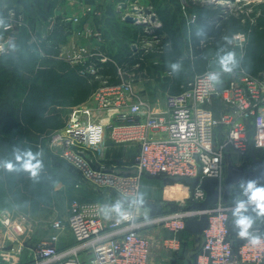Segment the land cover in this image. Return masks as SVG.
<instances>
[{"label": "built area", "instance_id": "2783aa9c", "mask_svg": "<svg viewBox=\"0 0 264 264\" xmlns=\"http://www.w3.org/2000/svg\"><path fill=\"white\" fill-rule=\"evenodd\" d=\"M138 1L132 6L135 8L122 15V19L130 16L136 20L135 25L144 26L150 35L144 46L151 48L160 42L154 34L162 24L151 1L141 6L137 5ZM256 1L264 0H181L184 11L190 3L221 8L218 18L207 19L216 26L219 18L228 11L242 10ZM74 6L75 14L64 16V22L75 25L91 14H99L90 5L76 2ZM146 10L150 14H146ZM184 17L188 18L189 32L195 27L198 16L196 13L187 16L185 12ZM0 21L3 22L0 25L2 56L8 54L11 47L12 36L8 32L15 31L21 21L13 10L1 16ZM233 40L235 46L243 47L245 35L235 34ZM133 47L136 49L138 44ZM91 56L92 52L81 48L71 54L69 65L84 64ZM100 56L103 62L107 61V57ZM86 72L101 79L94 67H89ZM210 73L214 71L195 76L181 87L179 93L167 92L164 108L160 109L161 116L156 113V105L139 94L135 73L123 70H119L121 84L113 86L107 85V80L102 81V86L86 103L72 107L65 117L64 128L41 137V148L57 154L77 169L84 183L94 191L106 192V197L114 204L120 201L127 218L121 219L111 213V219H105L101 211L104 204L74 200L67 224L63 220L52 221L53 235L28 247L23 239L27 229L19 224L14 227L18 219L9 211H2L0 230H10L14 239L0 241V264H152L153 245L142 235L143 231L160 227L170 231L173 236L164 240L163 245L167 251L176 252L180 250L186 222L199 219L203 214L208 215L209 224L203 231L196 264H264V243L252 245L244 239L237 252L232 247L229 224L235 204L220 200L202 211L187 207L186 202L175 201L181 204L180 209L167 210L154 217L141 204L140 192L146 175L214 178L219 180L222 193L228 152L234 150L245 156L251 141L255 148L264 149V74L252 77L240 72L238 79L220 87L208 79ZM216 102L221 106L219 115L215 113ZM243 122L255 128L251 138ZM223 125L229 127L228 132L222 143L216 145L214 131ZM154 130H164L165 136L154 137L150 134ZM109 142L114 148L137 150L129 161L128 170L103 164L111 148ZM205 198L204 191L199 188L194 191L196 202H203ZM252 206L251 202H245L246 208ZM66 226L74 244L61 250ZM250 232L264 237L260 229Z\"/></svg>", "mask_w": 264, "mask_h": 264}, {"label": "trees", "instance_id": "16d2710c", "mask_svg": "<svg viewBox=\"0 0 264 264\" xmlns=\"http://www.w3.org/2000/svg\"><path fill=\"white\" fill-rule=\"evenodd\" d=\"M151 2L162 24L154 34L160 42L151 48L144 46V43L150 40L145 27L122 22L120 17L117 18L116 13L113 12L114 4L112 3L109 4L108 9L113 14L110 21L113 27L111 33L106 34L112 37V40L106 54L99 50L93 51L92 56L87 58L84 64L75 67L50 64L36 71L31 70L33 75L24 80V83H28L24 89L18 88L19 84L16 79L20 77L21 68L17 67L15 62L9 63L10 59L7 55L0 57V106L6 105L9 109L12 106L8 121L4 122L0 115V126H9V128L17 126L39 137L60 130L66 123L63 113L72 107L86 103L102 86V81L107 80V85L113 86L121 84L119 70L133 72L138 79H150L154 70L169 69L173 78L172 80L167 79V86H170L171 93H179L181 87L189 80L211 70L210 52L216 61H219L220 56L226 52L234 53L236 64L232 67V71L244 72L252 77H262L264 74V1L251 3L239 11H228L223 18H219L218 26L211 25L207 19L215 16L218 18L221 15V8L213 9L208 5L190 3V8L198 17L195 27H191L189 32L182 20L178 0H151ZM61 20L60 17L57 18L48 40L43 41L46 47L47 42H53L49 48L52 50L46 52L50 57L58 54L59 43L66 42L67 33L72 29L71 23ZM238 33L245 35L243 47L233 44V36ZM184 35L193 43V53L190 57L183 54ZM134 44H138L136 49L133 47ZM101 54L108 58L107 61L101 60ZM173 64L179 66L176 71L172 70ZM20 66L23 67L21 64ZM89 67H94L101 79H96L95 75L87 73ZM215 107L216 111L221 108L218 102ZM54 110L58 111L54 112ZM252 153L264 160V149L253 147L250 142L246 154V167L248 164L251 165ZM14 164L16 172L21 176V160L15 159ZM147 177L158 178L165 185L175 183L170 177L164 175ZM80 184L78 181L75 187L83 189L82 194L89 190L93 195L92 198L81 200L82 202L101 203L107 195L106 192L94 191L87 184ZM242 192L241 187L233 189L229 203L236 205L238 201H241ZM101 193L103 195H99ZM189 204L190 199L186 201V206L188 207ZM168 206L174 208L170 209ZM168 206L156 207L157 210L150 211V215L159 216L167 210L176 211L182 207L176 202ZM234 219L231 213L229 239L234 251L237 252L244 239L237 236L239 229L235 227ZM187 234V230L181 234L182 246L180 252L176 254L174 264H188L186 260L189 255L186 256V252L191 251L189 247L197 242L195 237L191 240L192 242L189 241ZM200 251V248H195L194 254H191L192 264H196Z\"/></svg>", "mask_w": 264, "mask_h": 264}, {"label": "rangeland", "instance_id": "374dc122", "mask_svg": "<svg viewBox=\"0 0 264 264\" xmlns=\"http://www.w3.org/2000/svg\"><path fill=\"white\" fill-rule=\"evenodd\" d=\"M136 1L137 0H87V2L84 3L80 2V0H0V9L9 8L8 10H13L20 16L21 23L11 38V47L7 54V58L10 59L9 63L15 62L16 66L21 68L19 72L20 77L16 78L19 84L18 88L24 89L27 87L28 83H24V80L28 79V77H32L33 73L31 70L36 71L40 67L52 64L50 59H47L48 61L45 60V57L48 56L46 52L52 50L49 49L51 43H49L47 47L43 44L44 39L41 32L45 31L47 28H50V31L53 30L54 21H56L58 17L63 21V15L54 17L58 11H71L74 4L78 2L88 6L90 5V7L95 8L99 14H102L103 10L105 12L108 6H110L109 4L113 3V12L116 13L117 18L120 17V20H122V15L124 13L135 8L132 6L136 5ZM150 1L151 0H139L137 5H146ZM178 2L181 6L180 13H182V20H185L184 22L187 27L188 18L184 17L185 12L186 15L189 16L193 11L190 7L186 8V11H184V8H182L184 5L183 2H181V0H178ZM255 3H258V1ZM136 7L138 8V6ZM109 8L111 9L112 7ZM106 16L107 14L99 15L97 16V20L89 17L93 20L92 25L95 24L97 26L94 35L91 36L92 39L101 41L103 39L102 36L106 33V29L110 30L111 33L113 26H111L110 23L107 24V20H105ZM119 22L121 23V21ZM78 24L80 23H77L76 27L79 26ZM100 34L102 36H100ZM185 37L186 35H184V46L186 44ZM66 48V46L59 48L57 56H62L64 58L62 60L69 59L73 53L71 49ZM46 49L48 51H46ZM78 50L80 51L81 48ZM43 55H45V57ZM20 64L23 67H21ZM56 64L60 65L61 62H57ZM13 66L11 67L13 68ZM217 67L218 68L213 67V70L217 71L218 69L219 71L221 69V66ZM169 72H171L169 69L154 70V77L152 76L149 81L143 84V90L140 92L150 93V91H159V97L163 99L161 102L164 103L165 91L168 89L166 75ZM17 91L20 92V90ZM0 107V115L3 117L4 122L8 121L11 113L9 111L12 110V106H10V109L6 105ZM57 111L58 110H54V112ZM67 113V111L63 113L64 117L67 116ZM15 127L16 128H14V126L12 128H9V126H0V212L9 211L14 216H17V219L19 216L30 218L28 215H31L33 218L36 217L35 219L39 218V220H18L17 223L14 224V227L19 224L27 229L26 236H24L23 239L28 247H34L38 242L46 240L53 235L54 232L50 229L52 221L63 220L67 224L72 202L84 197L81 189H77L78 186H76V188L75 184L78 181L79 184L85 183L81 173L72 165L63 162L57 154L44 149V147L41 148V137L29 134L25 129H21L20 127ZM251 143L253 147H255V143L252 141ZM29 153L34 157L32 163L38 164L39 166L35 169V175H33L31 171L25 170L22 166V175L19 176L15 170L14 160L20 157L23 165V161L28 158L27 154ZM232 161L235 162L233 158ZM8 164H11L12 167L8 168ZM144 178L145 181L142 184L140 200L143 202L142 206L148 212L152 210L156 211V207L159 208L160 206H168L171 203H175V201L171 200L173 199V191H171V189L168 191L164 190L168 186L182 183L165 185L164 182L158 178H150L147 177V175ZM101 203L107 205L109 201L106 202L104 200L101 201ZM162 203H165V205H160ZM168 207L170 209L174 208L173 206ZM10 232L11 231L7 229L0 230V241L4 238L13 240L14 238ZM70 235L71 232L66 226L63 235V244L70 241ZM196 244L197 243H193L189 248L191 249L192 246L194 248ZM199 244L201 243L197 245ZM161 252H163L162 249ZM166 255L175 256L172 254ZM167 261V264L174 263H172L170 258H167ZM156 263L160 264L159 259Z\"/></svg>", "mask_w": 264, "mask_h": 264}, {"label": "crops", "instance_id": "0c3cea01", "mask_svg": "<svg viewBox=\"0 0 264 264\" xmlns=\"http://www.w3.org/2000/svg\"><path fill=\"white\" fill-rule=\"evenodd\" d=\"M80 1L84 2V3L87 2V0H80ZM8 9L9 8L0 9V17L5 16L7 11H9ZM75 11H76V7L73 6L71 11L60 10L57 12L56 16H54V17L60 16V15H63L66 17H71L73 14H75ZM103 12H104V10H103ZM103 12H102V14H98V15H92L91 14L87 18L82 19L80 24H78L79 26L77 25L78 27H76V24H75V26L73 24H71L72 29L67 33L66 42L64 44L59 43V46L60 47L66 46L67 47L66 49H71V52H76L79 48H86L89 52L99 50V51L103 52L104 54H106L107 50L110 47V43L112 40V37H109L108 35H106V34H110V30L106 29L105 30L106 33L104 34V36H102L100 34V36L103 37V39L101 41L91 38V36L94 35V32L97 29V26L95 24L92 25L93 20L90 18H94L97 20V16L107 14L106 19H105V20H107V24L110 23V21L112 19L111 15H113V14L108 8L104 13ZM55 22L56 21H54V24H55ZM122 22H124L126 24H130V23H127L125 20H123ZM1 24L2 23H0V25ZM54 24H53V26H54ZM51 31H50V28H47V29H45V31L41 32L44 40H46V41L48 40L47 38L50 35ZM14 32L15 31H9L8 33L10 36H13ZM185 42H186V44H185L184 49H183V54L186 57H190V56H192V53H193L192 52L193 51V43L191 40H189V38L187 36L185 38ZM49 43H53V42H47V44H49ZM54 43H55V41H54ZM5 55H7V54H5ZM2 56H4V55H2ZM2 56H0V57H2ZM56 56L57 55H54L52 57L46 56L45 60L48 61L47 59H50V62H52V64H55V65H58V64H56L57 62H61V64L58 66H61L63 64L66 66H70L69 65V59L62 60V59H64L62 56L61 57H59V56L56 57ZM209 56L211 57V60H212L211 70H213V67L218 68L217 66H220L219 61L214 60L213 54L211 52H210ZM58 58H60V59H58ZM43 67H46V66H43ZM214 73L219 75L220 83H218V84L220 87L225 86L231 80L238 79V77L240 75L239 71L224 72L222 68L219 71L217 69V71H214ZM152 76L154 77V73ZM152 76H151V78H152ZM166 77L169 80H172V78H173V76L171 75V72H169L166 75ZM149 80L150 79H146V78L145 79H142V78L138 79L137 83H136V89L138 90L139 94L143 98L147 99L148 101H150L151 103L156 105V113L160 114V109L162 110V108H164V103L161 102L163 99H162V97L161 98L159 97V94H158L159 91H150V93H144L143 91L140 92L141 90H143V87H142L143 84ZM166 91L171 92L170 86H168V89H166ZM166 91H165V94H166ZM163 97H164V95H163ZM215 106H216V103H215ZM70 109H68L67 112H69ZM228 112H230V114L232 113L231 110H228ZM215 113H216V115H219V110H217V111L215 110ZM161 115H163V114H160L159 116H161ZM234 119H236V118H234ZM243 123L247 128L249 138H251V136L254 135L255 128L253 126H251L250 124H248L247 122H243ZM228 129H229V127L227 125L219 126L215 129L214 140H215L216 145H219L222 143V141L226 137ZM150 134L153 135L154 137H164L165 136L164 130H154ZM109 145L111 146V148L108 151L107 160L105 162H103V164L107 167H117V168H120L121 170H128L129 167L131 166V163H129V161L134 158L137 150L134 148L133 149L132 148L124 149L121 147L120 148H114L112 142H109ZM119 154H120V156H119ZM227 156H230L231 159L233 158L235 161L234 164H236V165H242L246 162V155L242 156L238 152H235L234 150H230L228 152ZM226 163H227V158H226ZM248 167H251V165L248 164ZM144 181H145V178H143V183H144ZM169 189H171V191H173V194H172L173 199H171L172 201L185 202L191 196V189L188 188V186L183 185V184H175L172 186H168V187H166V189L164 191H168ZM82 190H81V192H82ZM83 195H84L83 198H79L80 201L81 200L84 201L89 197L90 198L93 197V195L91 194V192L89 190H86V192H84ZM99 195H103V194L101 193ZM104 200L106 202L110 200L109 203H107V205L114 204V201H112V199H110L106 196L103 199V201ZM107 205H105V206H107ZM246 209H247V211L244 212L243 214L251 216L254 220V223H253L252 227L249 229V231H251L253 229H260L264 232V217L257 216V214L255 212V206L248 207ZM14 217L16 218L17 216H14ZM28 217H30V218L19 216L18 220H39V218L35 219L36 218L35 216H34L35 218L31 217V215H28ZM142 235L148 237L151 240V243L153 245L152 246V249L154 251L153 252V259H152L153 264H157L156 262L158 261V259H159L160 264H167V262H168L167 258H170L172 263L174 262L176 254L179 253L180 250H178L176 252L167 251L163 245L164 240H169L172 238L173 235L170 231L160 227V228L145 230L142 232ZM187 236L189 237V239H188L189 241L194 239L193 234H191L190 232H188ZM70 238H71V239H69L70 241L66 244H63L64 241L61 242V245H60L61 250L74 244V239H73V237H71V235H70ZM197 244L195 245L194 248H193V246L191 247V251H189L190 253L186 252V256H187V254L189 256H191V254H194L195 248L201 249V244H199V245H197ZM181 246H182V244L180 245V249H181ZM161 249L163 250V252H161ZM166 254H172L175 256L172 257V256H168Z\"/></svg>", "mask_w": 264, "mask_h": 264}, {"label": "water", "instance_id": "95a60500", "mask_svg": "<svg viewBox=\"0 0 264 264\" xmlns=\"http://www.w3.org/2000/svg\"><path fill=\"white\" fill-rule=\"evenodd\" d=\"M150 14L149 10L145 11ZM125 21L130 24H136V20L130 16L125 18ZM171 180L175 183H184L191 189V197L189 208L205 211L210 207L215 206L220 200L224 203H229L233 189L241 187L242 202L249 201L246 187L248 181H256L257 187H264V160L259 159L254 153L251 156V167L247 168L245 163L236 165L231 157H227L226 163V178L224 188L221 193L220 183L218 179L202 178L200 175L195 178H180L173 177ZM199 188L204 191L206 198L203 202L194 200V191ZM209 224L208 215L203 214L199 219H190L186 222V230L193 234L197 243L202 242L203 231L207 229ZM187 263L192 264L191 256H188Z\"/></svg>", "mask_w": 264, "mask_h": 264}, {"label": "clouds", "instance_id": "9594fccd", "mask_svg": "<svg viewBox=\"0 0 264 264\" xmlns=\"http://www.w3.org/2000/svg\"><path fill=\"white\" fill-rule=\"evenodd\" d=\"M0 23H3L0 21ZM219 63L224 72H231L232 67L236 64L235 54L232 52H226L220 56ZM178 65L173 64L172 70L176 71ZM208 79L215 83H220L219 75L216 73H210ZM28 158L23 161V168L27 171H31L35 175V169L39 166L38 164H33L32 160L34 157L31 156V153L27 154ZM20 159V157H18ZM8 168H11L12 165L8 164ZM246 192L248 194L249 202L255 206V212L257 216L264 217V187H257L256 181H248ZM101 211L104 214L105 219H111V213H115L118 218L126 219L127 214L125 213L122 203L117 201L111 206H104ZM247 209L245 207V202L238 201L236 203L233 216L235 219V227L239 229L237 236L242 239L248 240L252 245H260L264 243V237L260 235L252 234L249 229L252 227L254 220L251 216L243 214Z\"/></svg>", "mask_w": 264, "mask_h": 264}]
</instances>
